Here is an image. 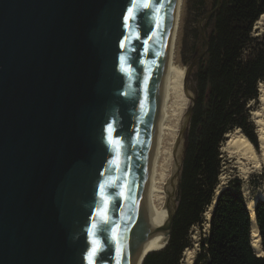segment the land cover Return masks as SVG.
Segmentation results:
<instances>
[{"label": "water", "instance_id": "95a60500", "mask_svg": "<svg viewBox=\"0 0 264 264\" xmlns=\"http://www.w3.org/2000/svg\"><path fill=\"white\" fill-rule=\"evenodd\" d=\"M144 2L0 0V264H135L178 5Z\"/></svg>", "mask_w": 264, "mask_h": 264}, {"label": "trees", "instance_id": "16d2710c", "mask_svg": "<svg viewBox=\"0 0 264 264\" xmlns=\"http://www.w3.org/2000/svg\"><path fill=\"white\" fill-rule=\"evenodd\" d=\"M201 2L206 6L207 1ZM262 14L264 0H210L197 35L204 39V49H195L191 61L202 54L190 72L197 101L186 131L170 239L164 248L149 252L142 264H183L193 242L190 232L205 221L216 196L226 134L240 128L259 146L250 103L258 100L264 83V40L252 33ZM255 211L264 249V200ZM251 224L241 182L231 180L220 191L209 235L202 239L194 264H264V255L251 243Z\"/></svg>", "mask_w": 264, "mask_h": 264}, {"label": "bare ground", "instance_id": "6f19581e", "mask_svg": "<svg viewBox=\"0 0 264 264\" xmlns=\"http://www.w3.org/2000/svg\"><path fill=\"white\" fill-rule=\"evenodd\" d=\"M184 0H178L176 16L167 45L164 75L161 92L160 128L154 148L153 174L144 214V227L140 249L135 264H142L145 256L164 247L163 239L169 229L174 211V200L178 193L180 168L185 152L186 129L188 126V110L195 95L190 87L189 78L185 79L186 70L180 65L177 56L179 31L182 19ZM264 18L262 14L261 19ZM259 100L264 107V84H260ZM261 105V106H262ZM255 122L259 146L256 147L249 137L236 128L226 135L229 137L226 147L237 159L242 176L247 177L254 169L264 166V111L255 110ZM223 185H219V191ZM246 204L253 216L251 240L258 254H263L260 229L254 216L257 201L264 200V187L257 195L245 197ZM214 205H210L204 218L209 228ZM185 264H193L195 251L186 249Z\"/></svg>", "mask_w": 264, "mask_h": 264}, {"label": "rangeland", "instance_id": "374dc122", "mask_svg": "<svg viewBox=\"0 0 264 264\" xmlns=\"http://www.w3.org/2000/svg\"><path fill=\"white\" fill-rule=\"evenodd\" d=\"M205 1H207L206 6H203L201 0H184L182 19L179 31L177 56L180 65L185 70L187 69V66L191 64L195 49H204V39L201 37L199 38L197 35L199 30L203 31V16L207 11L208 6H210V0ZM252 33L254 36L260 37V39L264 40V18L262 20L256 21ZM189 83L190 87L194 91L195 82L192 76L189 77ZM260 84L264 83L262 82ZM250 105L252 108L251 120L254 123L255 130L257 132V124L255 122L256 118L253 112L255 110L264 111V107L259 98L256 101H251ZM231 131H229L228 133H231ZM228 138L229 137L226 135V139L223 141L221 147L222 168L219 185L226 186L231 180H239L241 182L245 197H255L257 193L264 187V166L260 169H254L248 174L247 177L242 176L240 166L237 163L236 157L226 147V142ZM190 233L193 242L192 245L188 247V249H193L195 251L196 259L198 253L202 251V239L206 238L209 235V228L207 227L206 220L201 225H195ZM185 259L186 256L184 254L183 264H185Z\"/></svg>", "mask_w": 264, "mask_h": 264}, {"label": "snow or ice", "instance_id": "6c2138e0", "mask_svg": "<svg viewBox=\"0 0 264 264\" xmlns=\"http://www.w3.org/2000/svg\"><path fill=\"white\" fill-rule=\"evenodd\" d=\"M137 3H140V0H137ZM153 0H146V2H144L141 6L144 8H149L152 6ZM134 12L135 9H130L129 10V17L128 18H134ZM91 256L95 255V250H93V252L90 254ZM90 264H92V261L90 260Z\"/></svg>", "mask_w": 264, "mask_h": 264}]
</instances>
